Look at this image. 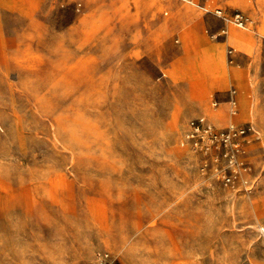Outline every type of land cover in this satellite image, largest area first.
<instances>
[{"label": "rangeland", "instance_id": "374dc122", "mask_svg": "<svg viewBox=\"0 0 264 264\" xmlns=\"http://www.w3.org/2000/svg\"><path fill=\"white\" fill-rule=\"evenodd\" d=\"M230 2L0 0V264H264V0ZM197 117L252 129L234 162Z\"/></svg>", "mask_w": 264, "mask_h": 264}, {"label": "built area", "instance_id": "2783aa9c", "mask_svg": "<svg viewBox=\"0 0 264 264\" xmlns=\"http://www.w3.org/2000/svg\"><path fill=\"white\" fill-rule=\"evenodd\" d=\"M214 13L218 17H222L220 9H215ZM233 23L238 28H245L249 21L245 16L236 13L233 16ZM230 102L235 103L233 96L230 97ZM213 104H216L214 102ZM188 139H190L195 146H200L204 149L209 147L220 148L223 156L230 162L235 161V155L241 149L242 139L252 132L248 125L235 126L230 123L222 129H215L214 126L207 121L205 117H197L189 121ZM206 141V143H204ZM231 177L227 176L225 182L229 183Z\"/></svg>", "mask_w": 264, "mask_h": 264}, {"label": "crops", "instance_id": "0c3cea01", "mask_svg": "<svg viewBox=\"0 0 264 264\" xmlns=\"http://www.w3.org/2000/svg\"><path fill=\"white\" fill-rule=\"evenodd\" d=\"M240 1H243V0H232V2H230L229 3V5L230 6H233V5H239L237 2H240ZM244 9H246V7L245 6H242ZM234 31V30H233ZM233 31H231V33L233 32ZM231 35L232 34H230L229 35V37H228V39L229 40H232V41H235V42H238L240 39H232L231 38ZM227 40V39H226ZM209 50V49H208ZM211 52L209 53V51H208V54H210V55H213V56H215V57H217V59L219 58V52H215V51H212V50H210ZM220 61V60H219ZM231 121V120H230Z\"/></svg>", "mask_w": 264, "mask_h": 264}, {"label": "bare ground", "instance_id": "6f19581e", "mask_svg": "<svg viewBox=\"0 0 264 264\" xmlns=\"http://www.w3.org/2000/svg\"><path fill=\"white\" fill-rule=\"evenodd\" d=\"M248 21H249V19H248ZM249 23H250V21H249ZM249 23H248V24H249ZM247 27H248V25H247L245 28H241V29H242V30H245Z\"/></svg>", "mask_w": 264, "mask_h": 264}]
</instances>
